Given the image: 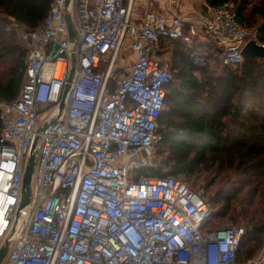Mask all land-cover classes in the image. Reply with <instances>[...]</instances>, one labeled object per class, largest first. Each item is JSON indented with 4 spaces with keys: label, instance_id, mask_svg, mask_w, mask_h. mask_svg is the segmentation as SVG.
Segmentation results:
<instances>
[{
    "label": "built area",
    "instance_id": "1",
    "mask_svg": "<svg viewBox=\"0 0 264 264\" xmlns=\"http://www.w3.org/2000/svg\"><path fill=\"white\" fill-rule=\"evenodd\" d=\"M175 1L170 19L150 5L136 18V0H52L34 29L11 19L27 53L18 95L0 99V248L12 236L1 264H238L246 228L207 227L215 210L203 189L150 171L172 79L163 46L182 42L198 66L217 55L237 66L249 40L264 42L230 1L199 0L196 21ZM73 65L64 107L40 132L23 209L33 140L58 113ZM249 261L262 264L264 249Z\"/></svg>",
    "mask_w": 264,
    "mask_h": 264
},
{
    "label": "trees",
    "instance_id": "2",
    "mask_svg": "<svg viewBox=\"0 0 264 264\" xmlns=\"http://www.w3.org/2000/svg\"><path fill=\"white\" fill-rule=\"evenodd\" d=\"M51 1L0 0V57H14L5 78L0 77V99H14L24 81L27 50L16 41L15 30L8 28L11 19L34 29L45 18ZM225 1L234 4L240 22L258 29V38L264 42V0H208L212 5ZM169 61L172 79L158 118L161 137L157 154L165 160L150 171L185 177L186 181L213 168L236 173L233 182L229 176L228 187L209 196L215 211L206 226H214L226 215L237 220L240 205L249 227L236 259L245 262L264 235V220L251 222L256 212L264 213V58L248 57L240 65H224L217 75L210 66L214 59L198 66L185 44L175 41ZM164 164L170 165V170H163ZM252 207L254 214H250Z\"/></svg>",
    "mask_w": 264,
    "mask_h": 264
},
{
    "label": "rangeland",
    "instance_id": "3",
    "mask_svg": "<svg viewBox=\"0 0 264 264\" xmlns=\"http://www.w3.org/2000/svg\"><path fill=\"white\" fill-rule=\"evenodd\" d=\"M16 41L20 42V46L24 47L25 49H27V45L26 42L23 38V33L21 29H16ZM165 48H169L170 50H166V52H164V56L167 57L168 60H170L171 58V49H173V43L172 44H164ZM14 57L13 55H6L4 57H0V77L5 78L6 73H7V69L8 67L13 63ZM214 63L211 64V71L214 74L219 75L222 72L223 66L221 64H219V57H216V59L214 58ZM41 123V121L39 122ZM165 160V157H163L162 155H158L156 154L154 157V161L158 163V165H160L161 161ZM165 165V164H164ZM163 170L167 171L170 170V165H165L162 168ZM229 176L231 177L232 182L235 181L238 178V175L236 173H232L231 170H228V168H225V170H221L219 172H217L216 168H213V170L210 171H200L199 173L193 175L188 182L193 186V187H197L199 190L205 188L204 192H206V196L209 198V196L213 197L214 193L221 187L226 186L229 184L228 182V178ZM185 178V177H183ZM237 212L239 213V215L237 216V220L231 219L229 218L228 215L223 216L224 219L220 218L217 219L214 222V226H219V225H225V224H237L240 226L245 227L246 229L249 227V223H248V219L244 217L243 214H241L242 212V208L240 207V205H237ZM255 212V208L252 207L250 214H254ZM260 220H264V213H260V212H256V214L254 215V219L251 222H257ZM262 243L260 244V246H258V248L256 249L254 255L246 260L245 262H238V264H248L251 259H255L258 258L259 255L262 253L263 249H264V235L262 237Z\"/></svg>",
    "mask_w": 264,
    "mask_h": 264
},
{
    "label": "water",
    "instance_id": "4",
    "mask_svg": "<svg viewBox=\"0 0 264 264\" xmlns=\"http://www.w3.org/2000/svg\"><path fill=\"white\" fill-rule=\"evenodd\" d=\"M66 20L71 33V37H73L76 35V31L70 13H66ZM243 55L244 58H248V57L264 58V45L258 43L254 39H251L244 46ZM74 61H75V57H73V62ZM74 72H75V66L73 65L68 78V82L66 83L63 91L58 113L54 118L47 119L41 126H39L38 132L33 140L31 152L27 159V163L24 171V177H23L22 195L20 202V207L23 209H28L31 201L34 173L38 160V152H39L38 142L40 139V132L43 131L52 120L56 119L60 115L65 104L66 96L70 87V81L73 79ZM11 241H12V236L7 238L4 244L2 245V247L0 248V264L9 250Z\"/></svg>",
    "mask_w": 264,
    "mask_h": 264
},
{
    "label": "crops",
    "instance_id": "5",
    "mask_svg": "<svg viewBox=\"0 0 264 264\" xmlns=\"http://www.w3.org/2000/svg\"><path fill=\"white\" fill-rule=\"evenodd\" d=\"M172 0H136V18H140L145 7L155 6L170 19L172 17ZM179 5V9L188 16V21H196L201 12H206V7L199 0H176L174 5ZM197 15V16H196Z\"/></svg>",
    "mask_w": 264,
    "mask_h": 264
}]
</instances>
